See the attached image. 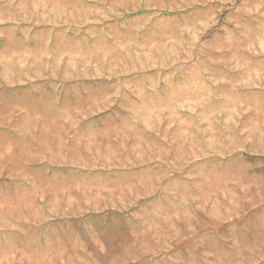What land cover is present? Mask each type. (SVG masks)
Segmentation results:
<instances>
[{
  "label": "rangeland",
  "instance_id": "obj_1",
  "mask_svg": "<svg viewBox=\"0 0 264 264\" xmlns=\"http://www.w3.org/2000/svg\"><path fill=\"white\" fill-rule=\"evenodd\" d=\"M0 264H264V0H0Z\"/></svg>",
  "mask_w": 264,
  "mask_h": 264
}]
</instances>
